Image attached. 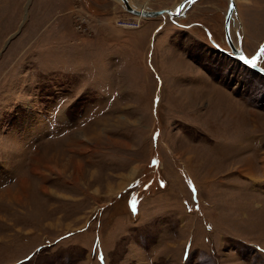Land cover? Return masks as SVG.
I'll return each instance as SVG.
<instances>
[{
  "label": "rangeland",
  "instance_id": "1",
  "mask_svg": "<svg viewBox=\"0 0 264 264\" xmlns=\"http://www.w3.org/2000/svg\"><path fill=\"white\" fill-rule=\"evenodd\" d=\"M233 1L264 68V0ZM31 2L0 0V264H264V76L203 30L228 49V0L180 25L70 0L45 28Z\"/></svg>",
  "mask_w": 264,
  "mask_h": 264
},
{
  "label": "water",
  "instance_id": "2",
  "mask_svg": "<svg viewBox=\"0 0 264 264\" xmlns=\"http://www.w3.org/2000/svg\"><path fill=\"white\" fill-rule=\"evenodd\" d=\"M193 1L194 0H182L180 3H178L176 5L175 9H173L172 11H170L169 9H166V8H161V9H157V10L146 8V9H142L141 11L138 12V11H135V10L129 8L127 6L126 0H121L123 5H125L124 10L127 11L128 13L141 14L142 17H147V18L155 17L161 13H166L168 15L169 20H171V22L176 23V24H178V23L175 22L173 17H183L185 10L190 6V4ZM231 14L236 15V12H235V8L233 5V1L228 0L227 6H226V11L224 13L223 31H224V41L229 46V50L220 48L218 45H216V43H214L211 39H209V33H208L207 29L203 27V30H204L205 34L207 35L209 42L213 46H215V48H217L220 52L226 54L227 56H229L231 58L236 59L241 64H244L245 66L251 68L253 71L264 76V68L261 67L260 65L256 64L252 59L248 58L244 54V52L241 51L240 46H239V41H238V47L237 48L231 44V41H230V38L228 35V25H229V19H230ZM178 25H180V24H178ZM197 25H199V24H197ZM184 27H186V26H184Z\"/></svg>",
  "mask_w": 264,
  "mask_h": 264
},
{
  "label": "crops",
  "instance_id": "3",
  "mask_svg": "<svg viewBox=\"0 0 264 264\" xmlns=\"http://www.w3.org/2000/svg\"><path fill=\"white\" fill-rule=\"evenodd\" d=\"M69 1L70 0H47L46 7H42L41 5H39L38 2L37 3L31 2L29 9H26V14H27L26 17L30 18V12H31L32 18H34L37 21L39 28H42V27L45 28L46 26L52 23H55L56 25H58L59 23L55 22L58 18H61V19L64 18V20L66 21L68 20L66 16L67 14L65 12L66 10H68ZM41 34H42L41 31L36 32L35 33L36 38L40 36ZM97 34H98L97 36L100 38V41L104 40V46L111 47L112 45L115 44L116 31L114 28L110 26L108 27L106 25L100 26V28L97 31ZM45 35L48 36L47 33H45ZM30 38H31V41L35 39L32 37ZM56 43L57 42L55 39L50 41L51 45H56Z\"/></svg>",
  "mask_w": 264,
  "mask_h": 264
},
{
  "label": "bare ground",
  "instance_id": "4",
  "mask_svg": "<svg viewBox=\"0 0 264 264\" xmlns=\"http://www.w3.org/2000/svg\"><path fill=\"white\" fill-rule=\"evenodd\" d=\"M116 2H118L119 4H121V6H122V8L123 9H125V5H123V3L121 2V0H115ZM195 1V0H194ZM194 1L192 2V3H194ZM233 1V0H232ZM126 3H127V6L129 7V8H131V9H133V10H135V11H141L142 9H146V8H138V7H136V6H134L131 2H130V0H126ZM192 3L190 4V6L192 5ZM233 5H234V8H235V4H234V1H233ZM189 6V7H190ZM188 7V8H189ZM187 8V9H188ZM173 9H175V7L173 8ZM173 9H169L170 11H172ZM186 9V10H187ZM186 10H185V12H184V16L186 15ZM235 12H236V8H235ZM130 15H133V16H136V17H141V18H147V17H142V15L141 14H133V13H129ZM158 17H161V16H163V17H165V16H168L166 13H161V14H159V15H157ZM157 16H155V17H157ZM150 18H154V17H150ZM177 18H180V17H173V19H175V21H176V19ZM135 24V23H134ZM231 24H233L234 26H233V29L235 30V28H236V25L238 24H240L239 23V19H238V15H237V12H236V15H233V14H231L230 15V19H229V25H228V35H229V38H230V41H231V44L234 46V47H238V41H239V46H240V49H241V51H242V48H241V38L238 36V40L237 41H233L232 40V37H230V34L232 35V32H231V28H232V25ZM237 25V26H238ZM124 27H138V23L135 25V26H124ZM209 33V32H208ZM209 39H211L214 43H216L213 39H212V37H211V35L209 34ZM217 45V44H216ZM228 46V45H227ZM228 50H229V46H228ZM249 173H251L250 171H248Z\"/></svg>",
  "mask_w": 264,
  "mask_h": 264
},
{
  "label": "built area",
  "instance_id": "5",
  "mask_svg": "<svg viewBox=\"0 0 264 264\" xmlns=\"http://www.w3.org/2000/svg\"><path fill=\"white\" fill-rule=\"evenodd\" d=\"M119 25H123V26H124V25H125V22H124V24H120V23H119ZM127 25H129V26H135L136 24H134V23H129V24H127ZM88 31H89V30H88ZM82 35H83V34H82Z\"/></svg>",
  "mask_w": 264,
  "mask_h": 264
},
{
  "label": "flooded vegetation",
  "instance_id": "6",
  "mask_svg": "<svg viewBox=\"0 0 264 264\" xmlns=\"http://www.w3.org/2000/svg\"><path fill=\"white\" fill-rule=\"evenodd\" d=\"M210 34V33H209ZM215 47V46H214ZM217 49V48H216ZM222 49H225V48H222ZM218 50V49H217ZM219 51V50H218ZM220 52V51H219ZM222 53V52H221ZM224 54V53H223Z\"/></svg>",
  "mask_w": 264,
  "mask_h": 264
},
{
  "label": "snow or ice",
  "instance_id": "7",
  "mask_svg": "<svg viewBox=\"0 0 264 264\" xmlns=\"http://www.w3.org/2000/svg\"><path fill=\"white\" fill-rule=\"evenodd\" d=\"M262 51H264V49H262ZM153 163H155V162H153Z\"/></svg>",
  "mask_w": 264,
  "mask_h": 264
}]
</instances>
